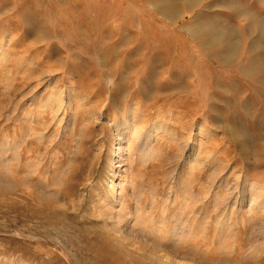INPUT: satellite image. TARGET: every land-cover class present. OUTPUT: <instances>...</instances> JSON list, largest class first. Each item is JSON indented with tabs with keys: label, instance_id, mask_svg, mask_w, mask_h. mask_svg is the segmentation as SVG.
I'll return each mask as SVG.
<instances>
[{
	"label": "rangeland",
	"instance_id": "rangeland-1",
	"mask_svg": "<svg viewBox=\"0 0 264 264\" xmlns=\"http://www.w3.org/2000/svg\"><path fill=\"white\" fill-rule=\"evenodd\" d=\"M0 44V264H264V0H0Z\"/></svg>",
	"mask_w": 264,
	"mask_h": 264
},
{
	"label": "bare ground",
	"instance_id": "bare-ground-1",
	"mask_svg": "<svg viewBox=\"0 0 264 264\" xmlns=\"http://www.w3.org/2000/svg\"><path fill=\"white\" fill-rule=\"evenodd\" d=\"M227 34H230L229 32L228 33H222V34H220L221 36L220 37H223V36H225V35H227ZM217 38H219V36L217 37ZM1 45V44H0ZM1 58V57H0ZM72 89V88H71ZM66 90V89H65ZM72 91V90H71ZM59 92H61V91H59ZM70 93V92H69ZM69 97V96H68ZM55 98L57 99V102H58V100H59V104L57 105L58 106V108H57V111H56V113H55V117L57 118V120H58V123H60V122H62V120H63V117H61L60 116V111H61V109H62V107L64 106V104L66 103V102H63V96H61L59 93L55 96ZM66 100V99H65ZM69 101H71V98H69ZM73 103V102H72ZM68 104V103H67ZM70 105V104H69ZM67 107V106H66ZM55 108H56V106H55ZM68 109V108H67ZM72 109V108H71ZM87 112V111H86ZM131 112V111H130ZM66 113V112H65ZM98 113V112H97ZM101 113V112H100ZM111 114V113H110ZM110 114H108V117H106L105 119V124H104V127L105 128H107L108 130L110 129V130H112V132H114V136H115V139H118L122 134H121V130L119 129V127H120V125L119 124H116L111 118V115ZM74 117H75V115H74ZM131 117H132V112L130 113V118L129 119H131ZM132 120H135L134 118H132ZM75 121V120H74ZM75 123V122H74ZM73 123V124H74ZM72 124V125H73ZM134 124V123H133ZM133 124H130V127H131V129H132V133L131 134H129L128 135V137L126 138V147L127 148H130L134 143H135V140L137 141V138L138 137H140L139 135L142 133V130H141V128L140 127H138V126H135V125H133ZM54 128H55V126H54ZM50 129V128H49ZM77 129V128H76ZM73 131V130H72ZM79 131H81V130H79ZM74 134V133H73ZM61 135V134H60ZM81 136V135H80ZM80 140V139H79ZM24 142V143H23ZM25 142H26V138H23V141L21 142V144H20V151H21V154H20V157L23 159L24 158V156H25V154H26V145H25ZM80 142V141H79ZM74 145H76V144H74ZM73 147H75V146H73ZM120 151L122 152L123 151V145H122V142H121V140H120V142H119V146H118V148H117V152H119L120 153ZM77 155V154H76ZM75 158V157H74ZM192 159V158H191ZM72 161V160H71ZM70 162V161H69ZM199 163V162H198ZM19 169H22L23 171H25V169H26V165L23 167V165H21L20 164V166L18 167V170ZM121 170V169H120ZM127 170V169H126ZM21 171V170H20ZM19 171V172H20ZM23 171H21V172H23ZM120 173H121V171H120ZM69 174V173H68ZM65 175V174H64ZM68 176V175H67ZM126 176V175H125ZM124 179V178H123ZM28 180V179H27ZM55 180V179H54ZM65 180V179H64ZM216 180V179H215ZM48 181V180H47ZM63 181V180H62ZM66 181V180H65ZM65 181H63V182H65ZM125 181H126V179L125 180H121L120 182H119V184H120V189H121V191H125V189H124V186H125ZM226 181V180H225ZM27 182V181H26ZM30 182V181H29ZM59 182V181H58ZM62 182V183H63ZM6 183V182H5ZM23 184H24V182H22ZM49 183V182H48ZM220 183V182H219ZM224 183V182H223ZM221 184V183H220ZM63 185V184H62ZM213 185V184H212ZM6 186V185H5ZM62 187V186H61ZM117 187V186H116ZM4 188V187H3ZM7 188V187H6ZM5 189V188H4ZM10 189V188H9ZM36 189H38L37 187H36ZM210 189V188H209ZM232 190V189H231ZM230 191V190H229ZM235 191V190H234ZM232 192V191H231ZM239 193V192H238ZM196 194V193H195ZM253 194V193H252ZM199 195V194H198ZM120 198V197H119ZM120 201H121V199H120ZM229 204V203H228ZM230 204H232V203H230ZM253 203H251V205H252ZM234 205H235V203H234ZM123 206V205H122ZM220 206V205H219ZM253 207V206H252ZM237 208V207H236ZM232 209V208H231ZM180 226V225H179ZM241 229V228H240ZM260 230V229H259ZM263 230V229H262ZM243 231H245V233H246V231H247V228H245V226H243ZM252 231V230H251ZM122 232V231H121ZM207 232V231H206ZM262 233V232H261ZM263 236V235H262ZM176 238V237H175ZM235 239V238H234ZM154 241V240H153ZM174 243V242H173ZM161 244V243H160ZM237 244V243H236ZM165 245V244H164ZM178 247V246H177Z\"/></svg>",
	"mask_w": 264,
	"mask_h": 264
}]
</instances>
